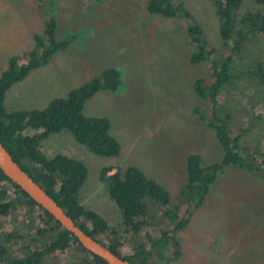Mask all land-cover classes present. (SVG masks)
<instances>
[{
	"label": "rangeland",
	"instance_id": "1",
	"mask_svg": "<svg viewBox=\"0 0 264 264\" xmlns=\"http://www.w3.org/2000/svg\"><path fill=\"white\" fill-rule=\"evenodd\" d=\"M148 2L0 0L1 70L8 68L12 56L25 61L23 55L36 48L34 36L44 34L50 16L57 20V39L78 36L48 64L15 83L6 94V106L10 111L43 109L52 99L65 97L72 88L99 76L104 68L117 67L122 73V89L117 93L100 90L86 102L84 113L109 118L120 153L96 155L68 131L43 140L42 150L49 156L62 153L86 164L88 177L80 190L81 202L118 232L124 255H132L142 243L146 251L154 248V264H264V178L260 174L235 166L220 171L202 206L177 232L165 208L149 201V225L139 234L124 225L101 178L106 168L112 174L130 165L139 167L168 190L171 212L181 219L187 207L182 199L187 155L201 154L203 165L208 166L221 161L224 154L216 131L208 125L212 121L210 102L195 89L199 78L212 80L210 64L191 63L195 45L187 35L186 19L150 13ZM173 3L184 5L193 21L202 26L205 38L218 48V55L222 54L225 46L214 2ZM258 9L254 0H243L239 16ZM243 56L239 70L253 67L256 61L264 63V35L251 37ZM220 102L232 114L231 131L240 147L264 150V83L244 75L223 90ZM28 210L14 209L0 226V235L19 234L8 241L15 255L34 236ZM150 237L160 241L152 246ZM102 238L109 241L107 236ZM80 255L79 250L69 248L47 258L45 264H80Z\"/></svg>",
	"mask_w": 264,
	"mask_h": 264
},
{
	"label": "trees",
	"instance_id": "2",
	"mask_svg": "<svg viewBox=\"0 0 264 264\" xmlns=\"http://www.w3.org/2000/svg\"><path fill=\"white\" fill-rule=\"evenodd\" d=\"M220 21V36L225 46L222 54L204 36L202 26L193 21L191 13L182 3L174 5L173 0H149L147 10L164 17L186 19L187 35L195 45L190 56L191 63L208 62L212 80L199 78L195 82L196 92L211 105L209 122L216 131L224 151L221 161L203 165L199 153L186 157L187 184L182 190L183 201L187 203L185 215L179 219L171 209L168 190L156 180L148 177L142 169L130 165L123 172L109 174L111 168L102 171L111 198L117 204L124 225L139 234L149 225L151 218L149 201L159 203L174 224L173 231H179L189 224L194 211L202 206L209 195L220 171L235 166L258 173L264 178V150L241 148L238 137L231 131L232 114L220 102V95L227 87L240 82L244 75L264 83V63L256 61L247 70H239L238 63L244 59V50L253 36L264 35V0H254L260 6L239 16L243 0H212ZM188 19V20H187ZM57 20L50 16L43 35L34 36L36 48L23 55L12 56L5 70L0 68V141L15 161L33 177L89 235L93 236L117 255L133 264L151 263L152 251L145 245H137L130 256L122 253V242L118 232L111 228L106 219L97 211L86 207L80 199V190L88 177L86 164L75 157L58 153L47 155L41 148L43 140L61 131H68L75 139L96 155L113 157L120 153L121 145L110 133L111 122L106 116H88L84 113L86 102L100 90L117 93L122 89V73L117 67L104 68L99 76L72 88L65 97L52 99L43 109L10 111L5 103L9 89L32 70L48 64L60 51L70 47L78 37L72 34L57 39ZM202 119H206L203 115ZM262 157V159L260 158ZM9 189L14 194H9ZM27 207L30 225L34 227L31 242L23 245L21 254L15 255L8 241L19 238L17 232L0 235V264H45L47 258L56 257L69 248L81 252L80 264H107L102 258L86 250L71 232L64 229L42 206L33 200L0 169V226L14 209ZM176 208V207H175ZM164 233H167L166 231ZM164 235V234H163ZM107 236L109 241H104ZM152 246L160 240L149 238ZM175 244L179 240L174 237Z\"/></svg>",
	"mask_w": 264,
	"mask_h": 264
},
{
	"label": "water",
	"instance_id": "3",
	"mask_svg": "<svg viewBox=\"0 0 264 264\" xmlns=\"http://www.w3.org/2000/svg\"><path fill=\"white\" fill-rule=\"evenodd\" d=\"M0 169L35 202L47 210L64 229L77 237L86 250L99 256L107 264H133L129 260L117 255L93 236L87 234L64 208L14 160L1 141Z\"/></svg>",
	"mask_w": 264,
	"mask_h": 264
},
{
	"label": "crops",
	"instance_id": "4",
	"mask_svg": "<svg viewBox=\"0 0 264 264\" xmlns=\"http://www.w3.org/2000/svg\"><path fill=\"white\" fill-rule=\"evenodd\" d=\"M69 91H70V90H69ZM69 91H68V92H69Z\"/></svg>",
	"mask_w": 264,
	"mask_h": 264
}]
</instances>
